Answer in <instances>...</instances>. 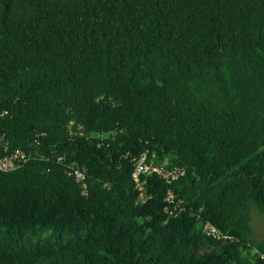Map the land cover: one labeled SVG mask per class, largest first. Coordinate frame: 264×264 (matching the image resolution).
Here are the masks:
<instances>
[{
	"label": "trees",
	"instance_id": "obj_1",
	"mask_svg": "<svg viewBox=\"0 0 264 264\" xmlns=\"http://www.w3.org/2000/svg\"><path fill=\"white\" fill-rule=\"evenodd\" d=\"M15 150L0 264H264V0H0Z\"/></svg>",
	"mask_w": 264,
	"mask_h": 264
},
{
	"label": "built area",
	"instance_id": "obj_2",
	"mask_svg": "<svg viewBox=\"0 0 264 264\" xmlns=\"http://www.w3.org/2000/svg\"><path fill=\"white\" fill-rule=\"evenodd\" d=\"M29 161V156L21 151L15 150L11 154L0 158V172H11L20 168ZM152 173H158L165 179L169 180V177L176 178V174L170 171H164L162 168L155 166L153 163H147L146 157H142L135 165L133 172V179L139 190H143V185L146 180L142 179V175H149ZM75 176L78 181H83L84 174L79 170L75 171ZM169 197L172 198V194L169 193ZM204 232L210 236L220 237V232L210 223L204 225Z\"/></svg>",
	"mask_w": 264,
	"mask_h": 264
},
{
	"label": "rangeland",
	"instance_id": "obj_3",
	"mask_svg": "<svg viewBox=\"0 0 264 264\" xmlns=\"http://www.w3.org/2000/svg\"><path fill=\"white\" fill-rule=\"evenodd\" d=\"M255 232L258 239L264 238V224L259 217L255 219Z\"/></svg>",
	"mask_w": 264,
	"mask_h": 264
}]
</instances>
